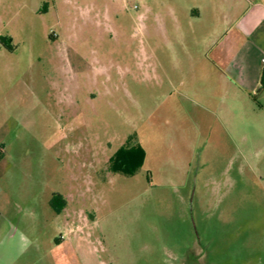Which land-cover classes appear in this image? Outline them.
Segmentation results:
<instances>
[{"label":"rangeland","instance_id":"rangeland-1","mask_svg":"<svg viewBox=\"0 0 264 264\" xmlns=\"http://www.w3.org/2000/svg\"><path fill=\"white\" fill-rule=\"evenodd\" d=\"M211 1L0 0V264H264V195L180 84Z\"/></svg>","mask_w":264,"mask_h":264},{"label":"crops","instance_id":"crops-1","mask_svg":"<svg viewBox=\"0 0 264 264\" xmlns=\"http://www.w3.org/2000/svg\"><path fill=\"white\" fill-rule=\"evenodd\" d=\"M203 6L184 7L179 13L186 24L184 37L214 44L182 49L188 59L180 84L189 89V96H199L213 108L220 127L215 133L216 159L230 166L228 180L254 183L264 195V0H212L209 8ZM177 15L171 9L174 21ZM207 106L205 112L210 111ZM186 113L189 119L196 116ZM204 119H209L207 114L201 121L205 134Z\"/></svg>","mask_w":264,"mask_h":264},{"label":"trees","instance_id":"trees-1","mask_svg":"<svg viewBox=\"0 0 264 264\" xmlns=\"http://www.w3.org/2000/svg\"><path fill=\"white\" fill-rule=\"evenodd\" d=\"M11 50V48H10ZM262 85H264V73L262 78ZM143 157V152L141 150L131 151V152H124L121 151L120 155L117 159V170L124 173H130L128 165H131L133 162L139 164Z\"/></svg>","mask_w":264,"mask_h":264},{"label":"flooded vegetation","instance_id":"flooded-vegetation-1","mask_svg":"<svg viewBox=\"0 0 264 264\" xmlns=\"http://www.w3.org/2000/svg\"><path fill=\"white\" fill-rule=\"evenodd\" d=\"M5 48L8 49V50L10 49L8 46H6Z\"/></svg>","mask_w":264,"mask_h":264},{"label":"built area","instance_id":"built-area-1","mask_svg":"<svg viewBox=\"0 0 264 264\" xmlns=\"http://www.w3.org/2000/svg\"><path fill=\"white\" fill-rule=\"evenodd\" d=\"M0 155H1V152H0Z\"/></svg>","mask_w":264,"mask_h":264}]
</instances>
